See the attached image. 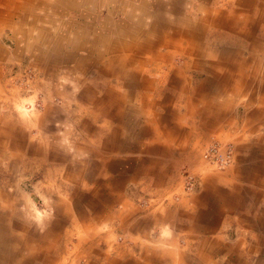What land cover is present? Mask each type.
<instances>
[{
    "label": "crops",
    "instance_id": "0c3cea01",
    "mask_svg": "<svg viewBox=\"0 0 264 264\" xmlns=\"http://www.w3.org/2000/svg\"><path fill=\"white\" fill-rule=\"evenodd\" d=\"M49 2L0 0V35ZM171 3L114 39L119 22L102 20L95 85L80 86L79 135H67L80 160L62 168L67 148L29 150L53 158L31 185L47 216L13 195L23 182L0 181V264H264V0ZM212 140L234 146L224 169L202 158Z\"/></svg>",
    "mask_w": 264,
    "mask_h": 264
},
{
    "label": "rangeland",
    "instance_id": "374dc122",
    "mask_svg": "<svg viewBox=\"0 0 264 264\" xmlns=\"http://www.w3.org/2000/svg\"><path fill=\"white\" fill-rule=\"evenodd\" d=\"M49 1L47 4L41 3L39 8L32 9L37 11L33 12L34 17L28 16L31 14L30 9L24 10L27 12L20 13L17 17L14 16L0 35V181L15 183L20 180L21 186L23 182V186L25 184L28 188L9 191H12L19 202L24 203L23 207L27 208V211L31 210V203L35 201L44 216L51 213L53 206L43 204L42 201L38 203L37 190L31 185L43 180L44 175L47 176L37 173L38 165H53V158L32 157L29 150L39 145L41 148H67L71 155L66 159L56 158L55 164L61 167L64 166V160L66 163L80 160L76 155L78 152L73 146L71 148L80 131L73 118L80 115V86L85 85L87 80L95 85L96 63L93 59L96 49L101 50V43L97 45L94 39L96 33L106 30V27L102 28L100 25L102 20L110 21L113 17L112 20L119 22L116 30H106L109 38L114 39L122 28L121 24L141 19L143 25L146 18L150 19L149 15L157 16L161 10L159 8H172L171 0ZM145 8L149 11L144 17ZM70 21L73 22L68 25ZM24 24L36 25L37 29H32V37L28 34L29 27H24ZM108 26L109 22L107 28ZM63 38H66L63 43H55ZM72 38H82L83 47H79V43L71 46L74 44L70 41ZM57 44L59 47H56ZM69 47L75 48L73 58L65 53ZM140 56L145 57L144 54ZM84 58L90 60L85 62V66H88L85 71L71 68L76 62L79 63V59L85 60ZM68 134H72L74 140L71 144L67 139ZM212 142L231 144L234 150L230 142L212 140L210 144ZM38 159L40 163L36 162ZM48 175L50 180L62 178V172Z\"/></svg>",
    "mask_w": 264,
    "mask_h": 264
},
{
    "label": "built area",
    "instance_id": "2783aa9c",
    "mask_svg": "<svg viewBox=\"0 0 264 264\" xmlns=\"http://www.w3.org/2000/svg\"><path fill=\"white\" fill-rule=\"evenodd\" d=\"M203 158L210 165H214L218 169H224L233 162V147L231 144H221L212 142L203 152ZM197 184V178L188 175L185 178L184 190L191 191Z\"/></svg>",
    "mask_w": 264,
    "mask_h": 264
}]
</instances>
